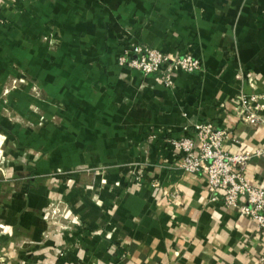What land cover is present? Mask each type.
I'll return each mask as SVG.
<instances>
[{"label": "crops", "instance_id": "obj_1", "mask_svg": "<svg viewBox=\"0 0 264 264\" xmlns=\"http://www.w3.org/2000/svg\"><path fill=\"white\" fill-rule=\"evenodd\" d=\"M51 36L61 40L56 53L42 48ZM132 41L190 54L205 70L175 71L167 85L117 63ZM9 60L44 79L64 116L34 137L47 142L46 157L32 165L42 171L27 198L0 195L10 229L0 243L11 252L0 264H259L260 223L212 200L205 177L185 173L169 141L211 120L242 141L226 139V151L264 147V128L237 110L264 107V0H0L6 73ZM58 167L77 173L59 180ZM246 175L264 185V157ZM56 206L79 224H55Z\"/></svg>", "mask_w": 264, "mask_h": 264}, {"label": "built area", "instance_id": "obj_2", "mask_svg": "<svg viewBox=\"0 0 264 264\" xmlns=\"http://www.w3.org/2000/svg\"><path fill=\"white\" fill-rule=\"evenodd\" d=\"M119 63L123 67L148 75L157 74L167 85L174 84L175 71L201 73L205 70L203 61L190 54L168 53L137 41L127 45L119 58ZM249 82L252 87L255 85V79L249 78ZM263 108V106L255 108L247 102L238 106L237 110L241 121L255 128H264V115L261 113ZM195 130L193 137H172L169 141L179 167L185 173L204 176L212 200H221L227 207L238 211L241 216L257 220L264 232V185L251 184L246 175L250 161L256 157H264V147L254 151L239 150L234 153L226 151L223 143L226 139L234 138L233 131L230 127L218 126L211 120L197 123ZM234 139L242 144L240 139ZM170 195L175 199L179 197L176 191H171ZM51 213L57 214L56 208ZM72 215L71 212H64L61 218L79 224V220ZM258 262L264 264V252L260 254Z\"/></svg>", "mask_w": 264, "mask_h": 264}, {"label": "rangeland", "instance_id": "obj_3", "mask_svg": "<svg viewBox=\"0 0 264 264\" xmlns=\"http://www.w3.org/2000/svg\"><path fill=\"white\" fill-rule=\"evenodd\" d=\"M132 34L131 29H123L124 38L132 39ZM47 38L43 39L42 48H48L49 51L56 53L61 46L59 43L61 40L53 39L52 36ZM121 55L123 51L117 60L119 65ZM9 61L8 73L4 71V65L0 64V195L9 192V195H6L8 198L14 193L26 199L29 182L33 181L35 172L42 171L39 167L34 169L32 165L35 162L37 164L42 162L46 157L44 148L47 142L34 137L60 128L64 114H61V99L46 89L42 77L33 75L29 66L19 67L13 61ZM250 78L255 79L253 75H250ZM53 172L58 174L59 180L68 179L70 175L77 173L61 167ZM40 175L45 179V176L50 174H37ZM1 206L3 205L0 202ZM55 208L57 214H51L52 219L60 226L61 215L65 211L56 206L49 209V215ZM6 226L0 222V237L10 231L4 230ZM8 248L1 246L0 243V261L11 260Z\"/></svg>", "mask_w": 264, "mask_h": 264}]
</instances>
